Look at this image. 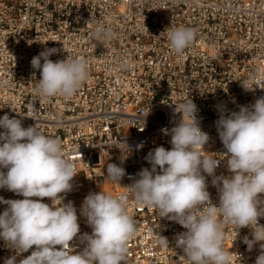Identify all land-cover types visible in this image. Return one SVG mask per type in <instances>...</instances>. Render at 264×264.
<instances>
[{
    "label": "built area",
    "instance_id": "1",
    "mask_svg": "<svg viewBox=\"0 0 264 264\" xmlns=\"http://www.w3.org/2000/svg\"><path fill=\"white\" fill-rule=\"evenodd\" d=\"M97 22L117 37L97 40ZM178 26L197 33L180 56L167 40V29ZM49 48L57 49L49 57L53 62L82 58L89 65L87 81L70 99L33 95L41 75L31 60ZM259 97H264V0H0V117L21 119L23 127L35 126L59 139L75 163L73 188L62 195L77 209L80 233L70 242L76 252L86 247L81 237L92 233L81 205L87 195L101 191L128 195V212L138 224L125 264H187L176 244L186 229L139 206L127 186L143 168L151 169L150 151L171 149V136L162 129L179 121L175 106L190 99L196 104L201 128L209 134L204 146L209 153L203 154L215 155L210 153L226 151L216 128L219 108L239 111ZM109 163L125 169L120 183L109 179ZM215 174L231 175L226 159ZM204 175L210 199L218 205L212 177ZM0 197L23 199L5 189ZM43 202L51 205L48 198ZM6 207L0 203V213ZM259 223L264 225V217ZM236 227L225 226L224 248L231 251L232 264H255L260 244L249 250L244 238L252 239V229ZM160 236L168 246L157 243ZM33 250L17 256V264ZM13 255L0 239V264Z\"/></svg>",
    "mask_w": 264,
    "mask_h": 264
},
{
    "label": "clouds",
    "instance_id": "2",
    "mask_svg": "<svg viewBox=\"0 0 264 264\" xmlns=\"http://www.w3.org/2000/svg\"><path fill=\"white\" fill-rule=\"evenodd\" d=\"M94 37L110 42L116 32L97 22ZM196 31L178 26L167 29L170 51L180 56L195 41ZM56 48L45 49L31 60L41 78L33 95L50 99L72 98L89 77V65L82 58L53 62L49 57ZM43 60V63H41ZM122 64L121 68H130ZM246 90H252L244 87ZM181 114L171 129V149L156 147L146 156L151 169L143 168L127 186L139 206L158 211L159 218H167L186 231L177 235L187 264H232L231 251L225 250V226L251 228L252 239L244 238L249 250L257 243L262 249L255 264H264V97H259L239 111L228 113L219 108L216 121L223 153L204 155L209 134L202 130L197 106L190 99L175 106ZM0 189L11 191L23 199L0 197L6 204L0 213V239L15 251L5 264H17L16 257L35 246L19 264H121L126 261L128 242L138 231L136 220L129 214V198L101 191L87 195L80 214L86 217L92 233L81 239L86 242L83 252H76L70 242L80 233L77 209L72 202L64 203L73 188L71 181L78 175L75 163L68 159L59 139L48 137L35 126H22L21 119L0 117ZM227 162L230 176H217L222 160ZM4 169L7 171L5 172ZM106 173L112 182L120 183L125 169L109 163ZM219 193L218 205L213 204L206 180ZM36 198V199H33ZM44 198L51 205L43 202ZM157 243L168 246L160 236ZM59 246V248H57Z\"/></svg>",
    "mask_w": 264,
    "mask_h": 264
},
{
    "label": "rangeland",
    "instance_id": "3",
    "mask_svg": "<svg viewBox=\"0 0 264 264\" xmlns=\"http://www.w3.org/2000/svg\"><path fill=\"white\" fill-rule=\"evenodd\" d=\"M106 191H108V192H106V193H110V191H109V189H108V188H106Z\"/></svg>",
    "mask_w": 264,
    "mask_h": 264
}]
</instances>
